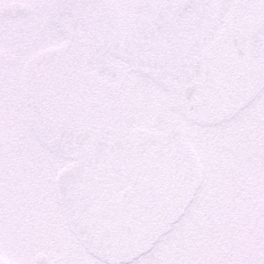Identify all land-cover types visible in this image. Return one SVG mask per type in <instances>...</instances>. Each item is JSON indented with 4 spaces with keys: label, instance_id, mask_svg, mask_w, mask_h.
Segmentation results:
<instances>
[{
    "label": "snow or ice",
    "instance_id": "snow-or-ice-1",
    "mask_svg": "<svg viewBox=\"0 0 264 264\" xmlns=\"http://www.w3.org/2000/svg\"><path fill=\"white\" fill-rule=\"evenodd\" d=\"M0 264H264V0H0Z\"/></svg>",
    "mask_w": 264,
    "mask_h": 264
}]
</instances>
